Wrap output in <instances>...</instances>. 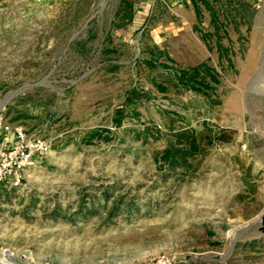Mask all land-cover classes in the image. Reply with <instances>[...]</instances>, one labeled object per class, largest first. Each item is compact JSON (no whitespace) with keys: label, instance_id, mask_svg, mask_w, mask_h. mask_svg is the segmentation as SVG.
<instances>
[{"label":"rangeland","instance_id":"rangeland-1","mask_svg":"<svg viewBox=\"0 0 264 264\" xmlns=\"http://www.w3.org/2000/svg\"><path fill=\"white\" fill-rule=\"evenodd\" d=\"M150 1L0 0V116L51 143L0 183V264H264V0ZM204 61L212 88L177 78ZM181 130L213 143L159 180ZM102 185L138 210L78 215Z\"/></svg>","mask_w":264,"mask_h":264},{"label":"trees","instance_id":"trees-1","mask_svg":"<svg viewBox=\"0 0 264 264\" xmlns=\"http://www.w3.org/2000/svg\"><path fill=\"white\" fill-rule=\"evenodd\" d=\"M125 3L127 4V10L124 16L130 19L133 15L132 4L130 2ZM87 42V40H83L74 45L75 41L71 40L68 43V47L74 49L76 52L84 54L88 50ZM217 45L221 52L223 48L219 43ZM150 63L152 64L153 62ZM218 77L219 73L207 61L189 67L186 70H182L177 76L180 81L186 79L191 87H194V83L199 82L206 88H212L210 86L211 82H219ZM198 78H200V80H198ZM123 111V104L115 108L116 116L113 118L114 124L120 125ZM94 133L92 136H97V133ZM213 140L214 135L211 134L210 131H208L205 136L197 135L186 130L176 132L172 140H168L163 148L152 153V159L156 166H158V179L165 180L167 177L174 174L181 175L178 177L180 181L187 180L189 177L191 178L195 175V171L199 169L200 161L207 150V145L212 144ZM245 183L250 189L252 188V184L248 178L245 179ZM101 189L103 193L102 198L95 200L93 197L90 206L84 205L87 207H84L85 209L83 208V204H80L78 211L80 214L78 215L86 217L93 212H99L100 214L104 209L108 213V216L117 212L131 213L138 210L137 202H139V200H137V198L140 196L130 197V192L115 193V188L110 185H102ZM83 196L84 195L81 196L80 202L84 201ZM151 209V205L147 207V211Z\"/></svg>","mask_w":264,"mask_h":264},{"label":"built area","instance_id":"built-area-1","mask_svg":"<svg viewBox=\"0 0 264 264\" xmlns=\"http://www.w3.org/2000/svg\"><path fill=\"white\" fill-rule=\"evenodd\" d=\"M50 149L51 143L45 137L0 116V183L19 185L23 172L36 167Z\"/></svg>","mask_w":264,"mask_h":264},{"label":"crops","instance_id":"crops-1","mask_svg":"<svg viewBox=\"0 0 264 264\" xmlns=\"http://www.w3.org/2000/svg\"><path fill=\"white\" fill-rule=\"evenodd\" d=\"M155 0H151L150 3H146L144 4L143 2H140L139 4H137V6H133V10H140L143 7H145L146 5H150L151 7L154 6V2ZM133 5V4H132ZM133 12V11H132ZM133 16V15H132Z\"/></svg>","mask_w":264,"mask_h":264},{"label":"water","instance_id":"water-1","mask_svg":"<svg viewBox=\"0 0 264 264\" xmlns=\"http://www.w3.org/2000/svg\"><path fill=\"white\" fill-rule=\"evenodd\" d=\"M77 32H78V31H77ZM77 32H76V33H77ZM76 33H75V34H76ZM12 93H14V92H12ZM12 93H11V94H12ZM263 211H264V210H263ZM259 221H260V222H263V226L261 227V230L264 231V213L261 215V218H257L255 222H259ZM255 222H254V223H255ZM254 223H252V224H254ZM252 224H249L248 226H251Z\"/></svg>","mask_w":264,"mask_h":264}]
</instances>
